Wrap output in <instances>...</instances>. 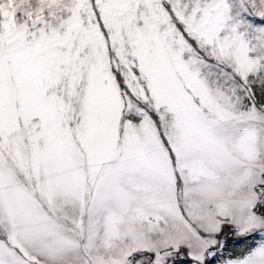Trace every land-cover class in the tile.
Wrapping results in <instances>:
<instances>
[{"label":"snow or ice","instance_id":"6c2138e0","mask_svg":"<svg viewBox=\"0 0 264 264\" xmlns=\"http://www.w3.org/2000/svg\"><path fill=\"white\" fill-rule=\"evenodd\" d=\"M0 264H264V0H0Z\"/></svg>","mask_w":264,"mask_h":264}]
</instances>
